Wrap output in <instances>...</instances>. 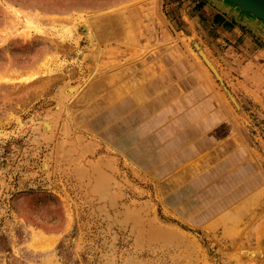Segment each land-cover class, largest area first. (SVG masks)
Returning <instances> with one entry per match:
<instances>
[{"label": "rangeland", "instance_id": "rangeland-1", "mask_svg": "<svg viewBox=\"0 0 264 264\" xmlns=\"http://www.w3.org/2000/svg\"><path fill=\"white\" fill-rule=\"evenodd\" d=\"M0 264H264V21L0 0Z\"/></svg>", "mask_w": 264, "mask_h": 264}, {"label": "crops", "instance_id": "crops-1", "mask_svg": "<svg viewBox=\"0 0 264 264\" xmlns=\"http://www.w3.org/2000/svg\"><path fill=\"white\" fill-rule=\"evenodd\" d=\"M208 105V104H207ZM206 107L205 105L203 106H198L196 109L202 110V108ZM205 109V108H204ZM227 112L226 110H222L218 107L213 106L211 109H209L208 112H206L205 115H203L202 117H200L199 123V127L201 128H219L221 125L229 123V120L227 119ZM241 140V139H240ZM244 141V139H242ZM245 142V141H244ZM243 148L242 149H238V154H242V156H244L243 154L246 151H249V144L246 143L245 147V143L242 142Z\"/></svg>", "mask_w": 264, "mask_h": 264}, {"label": "water", "instance_id": "water-1", "mask_svg": "<svg viewBox=\"0 0 264 264\" xmlns=\"http://www.w3.org/2000/svg\"><path fill=\"white\" fill-rule=\"evenodd\" d=\"M264 21V0H228Z\"/></svg>", "mask_w": 264, "mask_h": 264}, {"label": "bare ground", "instance_id": "bare-ground-1", "mask_svg": "<svg viewBox=\"0 0 264 264\" xmlns=\"http://www.w3.org/2000/svg\"><path fill=\"white\" fill-rule=\"evenodd\" d=\"M83 27H84V26H83ZM86 29H87V28H86ZM86 29H85V30H86ZM82 31H83V30H82ZM82 31H81V32H82ZM84 32H85V31H84ZM81 35H82V34H81ZM73 90H74V87L70 88L68 91H73ZM45 125L47 126V128L50 127V125H49L48 123H45Z\"/></svg>", "mask_w": 264, "mask_h": 264}]
</instances>
